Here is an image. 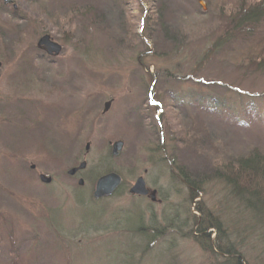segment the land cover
I'll list each match as a JSON object with an SVG mask.
<instances>
[{"label":"rangeland","instance_id":"1","mask_svg":"<svg viewBox=\"0 0 264 264\" xmlns=\"http://www.w3.org/2000/svg\"><path fill=\"white\" fill-rule=\"evenodd\" d=\"M9 1L0 0V264H264L258 214L213 180L192 199L163 162L167 154L205 176L210 155L184 143L196 133L214 155L264 149V119L241 111L263 104L264 72L248 67L239 37L235 53L205 57L220 28L208 0ZM46 35L62 47L59 56L37 48ZM195 73L249 92L245 103L217 117L164 99L172 88L187 98L226 94L191 80ZM82 162L78 188L67 173ZM110 173L123 180L119 192L95 200L97 181ZM139 177L159 191L160 204L130 195ZM100 209L96 225L88 217ZM116 212L129 224L114 221Z\"/></svg>","mask_w":264,"mask_h":264},{"label":"trees","instance_id":"2","mask_svg":"<svg viewBox=\"0 0 264 264\" xmlns=\"http://www.w3.org/2000/svg\"><path fill=\"white\" fill-rule=\"evenodd\" d=\"M208 6L219 14L218 23L220 28L217 30L218 32L211 34L213 36L211 38L214 39V42L205 52V57H212L214 54L216 56L217 54H222V56H224L227 52L231 53L232 48H235L234 42L237 40V37H239L241 42H243V49H245L244 55L242 56L243 60L245 62L247 61L248 67L255 69V71H257L256 73L264 72V0H231L229 2L224 0H208ZM157 23H161L163 25L161 27L163 29L165 28V24L161 18H159ZM149 31L150 29L146 28V32L143 33L144 36L142 35V38H145L146 33ZM151 31H153L152 28ZM168 39H171L170 42H173L179 38H176L175 36L174 38ZM140 40L142 43L145 41L142 39ZM249 42L256 46L249 45ZM240 52L242 51H238V53ZM201 62L202 61L197 64L200 65ZM167 73L169 74L171 72ZM196 75V73L190 74L189 78H191V80H197L199 83H203V87L205 88H209L210 86L221 87L226 90V94L218 96L211 92H199L191 98H187L184 94L178 92L175 88H172L171 90H168L167 96L164 97V99L168 100L171 98V104L176 108L199 107L203 108L207 113L217 117L229 112L230 108L228 106L236 107L245 103V95L249 92H246L241 88H236L232 83L225 84L223 82H217V80L215 82L207 83L205 78H198ZM188 93L194 94L192 92ZM259 98L260 102L263 103L261 107L257 108L253 106L250 108L244 105L245 107H242L241 111L243 112L245 109L248 114H250L249 111H251L255 118L264 119V93L260 94ZM164 102L165 101L161 102L162 108L167 107ZM240 120V118H237V121ZM196 136L197 138L192 137V139L184 143H186L185 146L187 148L197 153L198 156L203 154L210 155V157L207 156L210 161L208 166L209 172L206 171L205 176L201 175L200 171L197 172L198 169L191 173V171L187 169L185 170L176 167L175 161H170L173 170L178 172V177L181 179L182 183L191 191V198H198L202 192L203 185L207 184L208 181L211 182L213 180L212 182L224 183L230 188L232 195L237 197L243 208L252 211L254 214H258L259 217L255 219L264 225V149L256 147L254 149L244 150V152L240 153L238 156L231 153L227 154V151L224 155L221 153H216L214 155L213 153H210L209 150H204L205 143L210 142L209 138L207 136L205 138L201 135L199 136L197 133ZM209 174L211 175L209 176ZM96 212H98L96 215L88 218L90 222L93 220L96 225H99L100 220L104 216L105 210L100 209ZM128 218L120 219L119 214L116 212L115 219L113 220L116 222H122L123 220V222L126 221L129 224ZM90 222L84 223L83 220L81 221L86 227L90 226ZM50 226L52 225L50 224ZM55 227L58 228V230L62 228L59 224H56ZM202 229L204 234L206 229ZM58 233H60V231H58ZM205 237H207L209 243L210 236L207 235ZM228 251L226 256L230 255L229 253L231 250ZM237 263L240 262L237 261Z\"/></svg>","mask_w":264,"mask_h":264},{"label":"water","instance_id":"3","mask_svg":"<svg viewBox=\"0 0 264 264\" xmlns=\"http://www.w3.org/2000/svg\"><path fill=\"white\" fill-rule=\"evenodd\" d=\"M6 3H10L9 0H5ZM37 48L49 57H57L62 51V47L56 43L49 35L43 36L37 44ZM0 68H1V63H0ZM112 105V101L108 102L105 104V108L103 113H107ZM112 154L113 156H118L120 152L122 151L124 147L123 142H116L112 146ZM89 150V145L86 147V151L88 152ZM86 169V162H82L77 168H74L69 171L68 175L74 176L76 173L83 171ZM41 180L43 183L49 184L52 180L51 178H48L46 176H41ZM123 180L121 176H119L116 173H110L107 175H104L101 177L95 187L94 191V198L96 200H102L105 198L112 197L122 186ZM79 185L83 186L84 181L80 180ZM156 192L150 191L147 188L146 182L143 177H140L134 186L130 189V195L135 196V197H150L153 202L157 201L156 199Z\"/></svg>","mask_w":264,"mask_h":264},{"label":"flooded vegetation","instance_id":"4","mask_svg":"<svg viewBox=\"0 0 264 264\" xmlns=\"http://www.w3.org/2000/svg\"><path fill=\"white\" fill-rule=\"evenodd\" d=\"M9 113L11 114V115H14V117H15V114H16V112L14 111V109L13 108H10V111H9ZM22 117H24L25 115L23 114V115H21ZM24 119H25V117H24ZM24 119H22V118H20V117H18V118H16V122L15 123H18V120H21V123H23L24 122ZM10 120H14V118H10ZM26 122V121H25ZM171 160L169 159V157L167 156V154H165L164 155V160H163V162L165 163V164H167L170 168H171V172L173 171V168H172V165H171V162H170ZM78 167V166H77ZM77 167H74V168H77ZM74 168H72V169H74ZM36 169H37V167H36V165H31L30 167H29V170L31 171V172H35L36 171ZM71 169V170H72ZM70 171V170H69ZM69 171H68V173H69ZM147 171H145V173H146ZM67 173V174H68ZM82 173H83V171H80V172H78V173H76L74 176H70V175H68L69 176V178L72 180H76V179H78L77 180V185H78V188H81V187H83L84 185H85V181H84V179L83 178H81L80 176H82ZM41 176H45L44 174H40L39 175V181L44 185V186H46V185H52V183H53V178H51V177H48V176H46V177H48V178H51V182L49 183V184H44L43 182H42V180H41ZM140 178V177H139ZM138 178V179H139ZM137 179V180H138ZM80 180H83L84 181V185L83 186H80L79 185V181ZM136 180V181H137ZM147 188H148V186H147ZM150 191H154V192H156L157 194H156V199H157V201H155V202H153L152 201V199L150 198V197H138V198H142V199H145V200H147V199H149L153 204H160L162 201L159 199V191L157 190V189H150V188H148ZM120 190V189H119ZM119 190L117 191V192H119ZM116 194V193H115ZM114 194V195H115ZM113 195V196H114ZM105 199H108V198H105ZM102 200H104V199H102ZM97 201H101V200H97Z\"/></svg>","mask_w":264,"mask_h":264}]
</instances>
